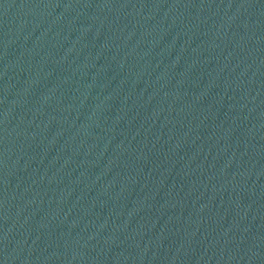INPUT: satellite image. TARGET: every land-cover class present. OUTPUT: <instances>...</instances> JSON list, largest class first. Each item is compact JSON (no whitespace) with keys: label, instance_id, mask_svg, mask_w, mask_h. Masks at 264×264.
Returning a JSON list of instances; mask_svg holds the SVG:
<instances>
[{"label":"water","instance_id":"water-1","mask_svg":"<svg viewBox=\"0 0 264 264\" xmlns=\"http://www.w3.org/2000/svg\"><path fill=\"white\" fill-rule=\"evenodd\" d=\"M0 264H264V0H0Z\"/></svg>","mask_w":264,"mask_h":264}]
</instances>
